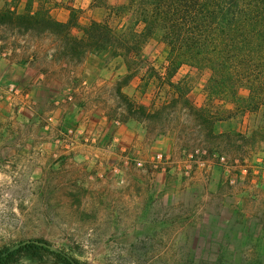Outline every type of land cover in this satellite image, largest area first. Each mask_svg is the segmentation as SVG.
<instances>
[{
	"label": "rangeland",
	"instance_id": "rangeland-1",
	"mask_svg": "<svg viewBox=\"0 0 264 264\" xmlns=\"http://www.w3.org/2000/svg\"><path fill=\"white\" fill-rule=\"evenodd\" d=\"M60 3L65 4L0 0V32L35 39L37 44H26V50L54 48L59 55L80 59L83 50L68 49L64 31L44 22L30 26L24 19L38 11L58 21L50 7ZM128 3L96 0L108 9L103 22L119 33L128 32L138 19ZM78 17L79 10L72 8L71 32ZM75 28L72 34L79 38ZM142 28L139 22L136 29ZM101 53L109 59L121 56L125 64L122 74L107 77L110 83L100 91L102 131L133 130L139 136L137 151L153 156L145 165L165 172L171 185L166 197L174 203L159 213L132 217L125 175L112 166L104 176L114 181L120 176L118 202L102 206L84 203L82 191L53 186L57 178L50 173L22 172L14 182L6 172L0 176V252L8 255L28 243L42 246L37 254L22 252L12 264H66L61 253L79 264H264V103L253 107L211 92V71L180 63L162 30L147 38L139 54ZM94 67H100L97 61ZM239 95L247 98L249 89L240 88ZM195 149L203 151L205 165L188 159ZM159 152L165 158L155 167ZM134 158H122L120 165L137 167ZM233 176L238 182H231Z\"/></svg>",
	"mask_w": 264,
	"mask_h": 264
},
{
	"label": "crops",
	"instance_id": "crops-1",
	"mask_svg": "<svg viewBox=\"0 0 264 264\" xmlns=\"http://www.w3.org/2000/svg\"><path fill=\"white\" fill-rule=\"evenodd\" d=\"M128 1L118 0L122 4ZM63 2L51 6L50 12L58 21L68 23L72 8L78 9L75 27H79V38L84 36L85 27L107 18L108 9L96 5V0ZM26 44L37 43L30 36L0 32V176L12 173L16 182L22 172L50 173L51 178H57L53 186L82 191L84 203L98 201L96 205L102 206L118 202L120 176L115 181L104 176L112 166L125 175L122 180L126 185L125 202L132 217L159 213L164 206L173 204L166 197L171 185L164 171L154 170L148 164L144 168L120 165L122 158L151 161L153 156L148 151L136 149L140 145L139 136L129 129L102 131L105 117L98 106V97L103 85L110 83L106 78L113 75L116 79L124 71L122 57L109 59L105 53L90 52L73 59L57 54L54 48L47 52H37L32 47L26 50ZM96 61L98 69L94 67ZM67 92L73 93L74 102L67 101ZM71 125H81L93 132L92 143L75 150L60 144V128ZM196 176L197 181L201 180L200 172ZM155 206L158 210H154ZM97 212L103 213L101 207Z\"/></svg>",
	"mask_w": 264,
	"mask_h": 264
},
{
	"label": "trees",
	"instance_id": "trees-1",
	"mask_svg": "<svg viewBox=\"0 0 264 264\" xmlns=\"http://www.w3.org/2000/svg\"><path fill=\"white\" fill-rule=\"evenodd\" d=\"M127 7L138 19L128 32L119 33L107 22H93L76 38L69 23L54 20L44 12L24 19L64 31L68 49L84 55L113 49L119 55L139 54L147 38L162 30L171 55L211 71L210 91L229 95L253 107L264 103V0H129ZM139 22L143 28L137 30ZM247 87L242 98L239 89ZM42 248L28 243L4 255L0 264H12L22 252L37 254ZM66 264H79L61 253Z\"/></svg>",
	"mask_w": 264,
	"mask_h": 264
},
{
	"label": "built area",
	"instance_id": "built-area-1",
	"mask_svg": "<svg viewBox=\"0 0 264 264\" xmlns=\"http://www.w3.org/2000/svg\"><path fill=\"white\" fill-rule=\"evenodd\" d=\"M65 97H66L67 101H69V102L75 101V97H74L73 93H71V92H67L65 94ZM94 137H95L94 134H90L81 125H71V126H65V127L61 128V130L59 131L58 142L60 144H63L68 150H75L76 148H78L82 144L84 145V144L92 143V141L94 140ZM203 155H204L203 151H201L199 149H195L193 152H191L188 155V159L191 161V163L195 162L199 166H203V165H205V160L203 158ZM164 158H165V154L163 152H159L156 155L155 167H159V164L161 162H163ZM221 159H222V161L226 160V158L224 156L221 157ZM136 165H137V167H141V168L145 167L144 161L140 160V159H137ZM191 167H192V165L190 164L188 166V168H191ZM114 170H115V172L120 173L118 167H115ZM244 171H247L246 168ZM231 182L232 183L238 182L237 177L233 176L231 178Z\"/></svg>",
	"mask_w": 264,
	"mask_h": 264
}]
</instances>
